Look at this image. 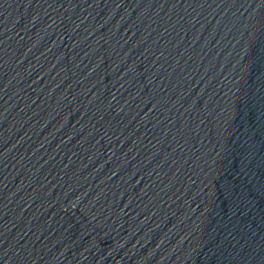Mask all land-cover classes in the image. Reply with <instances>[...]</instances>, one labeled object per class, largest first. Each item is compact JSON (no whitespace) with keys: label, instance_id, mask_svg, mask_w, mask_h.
Segmentation results:
<instances>
[{"label":"water","instance_id":"1","mask_svg":"<svg viewBox=\"0 0 264 264\" xmlns=\"http://www.w3.org/2000/svg\"><path fill=\"white\" fill-rule=\"evenodd\" d=\"M0 264H264V0H0Z\"/></svg>","mask_w":264,"mask_h":264}]
</instances>
